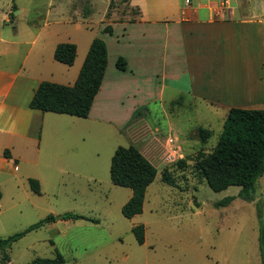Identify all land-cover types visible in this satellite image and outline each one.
<instances>
[{"label": "rangeland", "instance_id": "rangeland-1", "mask_svg": "<svg viewBox=\"0 0 264 264\" xmlns=\"http://www.w3.org/2000/svg\"><path fill=\"white\" fill-rule=\"evenodd\" d=\"M258 1L264 5V0ZM134 12L121 0H0V38L30 42H0V66L17 70L23 52L48 23L33 46H46L41 71L46 79L58 80L63 73L49 55L53 43H73L79 56L89 40L106 37L102 31L110 22L134 18ZM120 31L114 25L111 39ZM105 39L110 53H116L119 48L113 39ZM194 43L187 46L189 56L204 59L209 55L215 66L220 59V87L222 45L207 50ZM32 72L38 74L37 69ZM178 85L187 92V77ZM204 100L166 91L161 102L147 106L151 110L146 121L159 129L154 133L142 126L143 119L120 133L73 118L75 124L69 128L75 129L74 135L62 145L42 142L39 150L25 152V160L16 169L0 163V238L54 217L53 222L0 250V264H30L35 259H53L57 253L63 264H261L258 232L259 220L264 222V176L256 184L252 202L237 198L226 207H216L225 197L236 196L239 188L214 192L200 171L217 144L229 110L213 98H208L211 105ZM123 101L125 108L118 106L121 110L128 107V100ZM199 128L208 135L199 136ZM129 146L153 164L157 175L147 188L142 213L126 219L121 208L132 191L112 184L109 167L114 151ZM164 169L171 174L173 186L161 182ZM29 179L39 181L40 194L30 190ZM66 213L96 222L61 218ZM140 224L145 228L142 245L132 233Z\"/></svg>", "mask_w": 264, "mask_h": 264}, {"label": "crops", "instance_id": "crops-1", "mask_svg": "<svg viewBox=\"0 0 264 264\" xmlns=\"http://www.w3.org/2000/svg\"><path fill=\"white\" fill-rule=\"evenodd\" d=\"M223 1L129 0L124 3L135 11L134 18L127 16L110 22L112 33L114 25L121 28L113 40L112 35L103 33L119 50L111 54L107 39H103L107 65L101 87L87 118L78 119L90 120L100 130L113 127L120 133H125L135 120L143 119L142 126L154 133L159 129L146 121L151 110L147 106L161 102L166 91L201 97L210 105L216 102L229 109L264 110V5L258 0H227L228 6L222 8ZM46 25L35 34L32 47L23 52L17 70L0 66V163L13 165L15 169L19 161L25 160V152L39 150L42 142L48 140L62 145L75 132L69 125L75 124L71 119L77 117L34 110L29 103L42 81L74 84L92 40L79 56L76 48L73 66L61 63L56 66L62 70V77L48 80L40 68L41 53L46 46H33ZM7 38L1 36L0 42L30 45L28 40ZM191 42L207 50L222 45L220 87V59L215 66L209 55L204 59L190 57L187 46ZM56 45L53 43L50 48V56ZM119 57L126 61L124 71L115 66ZM34 69L37 75L33 74ZM186 77L187 92L177 87ZM124 98L128 100L126 111L119 108H125ZM208 98L215 101L210 102ZM167 142L172 145L173 140ZM5 150L9 158L4 157Z\"/></svg>", "mask_w": 264, "mask_h": 264}, {"label": "trees", "instance_id": "trees-1", "mask_svg": "<svg viewBox=\"0 0 264 264\" xmlns=\"http://www.w3.org/2000/svg\"><path fill=\"white\" fill-rule=\"evenodd\" d=\"M129 0H121L126 3ZM112 3L109 4V7ZM103 33L112 34V27L107 25ZM76 57V46L73 43H59L53 53V59L66 66H72ZM107 65L106 46L102 39L94 38L82 63L77 79L73 85H61L42 81L29 107L41 112L87 118L93 100L97 95ZM116 68L124 71L126 61L119 57ZM199 136L208 135V131L198 129ZM4 157L9 158L7 150ZM200 171L207 186L214 192H221L229 187H237L236 196H228L216 203V207H226L235 199L252 202L258 180L264 176V110L232 107L228 110L222 125V131L213 152L202 162ZM113 185L128 188L132 191L129 200L122 206L121 214L126 219L142 213L145 194L157 175L156 168L134 146L118 147L111 158L109 168ZM161 182L173 186L171 174L164 169L160 174ZM30 190L40 194L37 180L29 179ZM65 220H88L84 216L66 213ZM54 221L53 216L38 221L25 230L7 238H0V250L10 247L29 232L38 230ZM132 233L139 245L144 243L145 228L142 224L132 228ZM259 254L264 264V222L259 220ZM64 259L56 254L53 259H35L30 264H63Z\"/></svg>", "mask_w": 264, "mask_h": 264}, {"label": "built area", "instance_id": "built-area-1", "mask_svg": "<svg viewBox=\"0 0 264 264\" xmlns=\"http://www.w3.org/2000/svg\"><path fill=\"white\" fill-rule=\"evenodd\" d=\"M186 2H188V0H186ZM228 6V2H227V0H224L223 2H222V4H221V7L222 8H226Z\"/></svg>", "mask_w": 264, "mask_h": 264}, {"label": "water", "instance_id": "water-1", "mask_svg": "<svg viewBox=\"0 0 264 264\" xmlns=\"http://www.w3.org/2000/svg\"><path fill=\"white\" fill-rule=\"evenodd\" d=\"M61 218H63V216Z\"/></svg>", "mask_w": 264, "mask_h": 264}]
</instances>
